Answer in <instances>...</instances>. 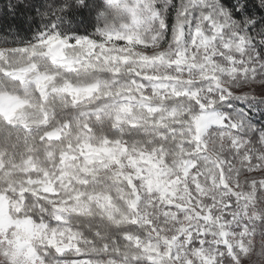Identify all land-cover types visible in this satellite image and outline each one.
Masks as SVG:
<instances>
[{
	"label": "clouds",
	"instance_id": "9594fccd",
	"mask_svg": "<svg viewBox=\"0 0 264 264\" xmlns=\"http://www.w3.org/2000/svg\"><path fill=\"white\" fill-rule=\"evenodd\" d=\"M0 264H264V0H0Z\"/></svg>",
	"mask_w": 264,
	"mask_h": 264
}]
</instances>
